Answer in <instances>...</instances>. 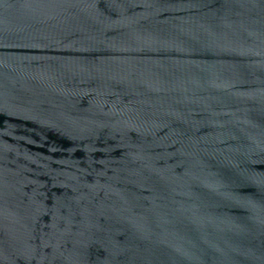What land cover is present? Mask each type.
Returning <instances> with one entry per match:
<instances>
[{"label":"water","instance_id":"obj_1","mask_svg":"<svg viewBox=\"0 0 264 264\" xmlns=\"http://www.w3.org/2000/svg\"><path fill=\"white\" fill-rule=\"evenodd\" d=\"M0 264H264V0H0Z\"/></svg>","mask_w":264,"mask_h":264}]
</instances>
